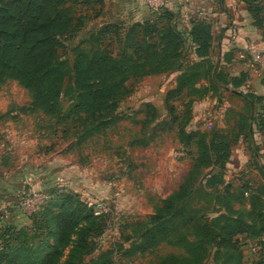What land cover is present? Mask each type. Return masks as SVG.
I'll return each mask as SVG.
<instances>
[{
  "label": "rangeland",
  "instance_id": "1",
  "mask_svg": "<svg viewBox=\"0 0 264 264\" xmlns=\"http://www.w3.org/2000/svg\"><path fill=\"white\" fill-rule=\"evenodd\" d=\"M82 1L67 0L73 26L60 38L62 45L58 50L57 60L64 61L70 70V76L58 98L64 111L73 97L78 96L73 72L76 50L90 53L98 48H108L118 52L120 43L115 40L114 29L111 28L108 33L103 28L115 24L123 39L125 31L132 24L143 22L144 18L152 19L164 11L163 8L157 14L150 12L145 7L144 0H88L86 4ZM252 10L254 23H260L259 26L256 25L264 31V5ZM173 22L182 32L180 23L177 20ZM215 57L213 51L208 64H202L204 75L197 82V88L205 94L191 107L187 103L197 96L186 91L166 101L167 93L177 85L180 72L128 79L115 111L108 116V125L100 130L95 129L99 127V121L88 120L82 114L66 120L44 114L33 107V97L28 90L18 81L6 79L0 85V236L8 226L32 227L33 219L21 214L17 208L27 181L44 192L57 191L59 185L68 190L64 177L70 178L69 173L78 171L92 177L87 187L90 189V198L80 200L84 203L87 200L100 201L110 210L107 216L109 224L106 223L105 228L96 224L92 233L97 235L93 239L95 251L97 250L95 254L113 252V264H161L169 254L181 259L183 264L264 262L263 244L259 245V250L252 251L248 244L255 239L245 235L236 237V247L220 248L217 254H214L216 248L207 244L193 254L186 244H163L147 252L137 250L140 244L138 238L149 227V219L163 200V193L168 194L184 184V179L194 166L198 157L197 135H205L209 139L217 130L226 141L232 143L230 154L234 150L239 153L238 145L234 142L238 139V134L230 132L226 127L222 132L217 129L220 112L244 111L250 115L256 111V105H253L255 110L252 108L250 112L248 101L245 102L231 92H224L221 86L213 82L210 73L216 63ZM244 58L246 63L253 65V70L257 72L255 76L264 84L257 64H253L250 56ZM180 60V63L200 62L189 51ZM210 63L212 69L209 67ZM222 68L220 76L223 77L226 67L225 70ZM204 112H208V115L200 117ZM260 112L264 114V103ZM238 128H246L244 120H239ZM88 130L93 132L92 136L84 139L87 134L84 131ZM257 130L259 131L258 126ZM262 130L264 131V127ZM258 135L262 141L264 133ZM243 140L244 148H248V153L244 151V154L247 153L250 157L245 166L232 173L226 163L221 171L219 169L218 186L206 187L203 180L202 190L192 199V204H202L204 221L210 222L223 210L220 205L213 204H220L218 200L224 184L229 193L244 191L243 198H248L252 189L264 186V175L260 171L264 167V146L250 147L251 139L247 140L245 137ZM178 153L185 154L184 158H176ZM51 162L54 166L49 165ZM49 167L51 176L55 177L52 180L59 182L53 187H46L42 176ZM209 170L211 168L204 172L210 173ZM29 177L31 180H27ZM196 188L197 184L192 190ZM226 200L233 201L231 197ZM232 204L237 212L245 213L248 209L247 202ZM195 235L192 230L189 238L195 240Z\"/></svg>",
  "mask_w": 264,
  "mask_h": 264
},
{
  "label": "trees",
  "instance_id": "2",
  "mask_svg": "<svg viewBox=\"0 0 264 264\" xmlns=\"http://www.w3.org/2000/svg\"><path fill=\"white\" fill-rule=\"evenodd\" d=\"M242 1L248 5L250 14L253 8L261 7L260 3L254 4L260 0ZM82 3L86 4L88 0ZM174 20V15L164 9L152 19L132 24L123 39L115 24L106 26L104 32L110 33L111 28L115 31V40L120 43L118 52L108 48H98L90 53L77 49L73 72L78 96L73 97L64 111L58 98L70 70L57 58L62 45L60 38L73 26L67 0H0V85L6 79L16 80L32 94L33 107L44 114L62 120L82 114L88 120L99 121V127L95 129L100 130L108 125V116L115 111L128 79L180 72L177 85L167 93L166 101L186 91L197 96L187 103L191 107L205 94L197 88V82L203 79L202 64H208L210 57L211 26L197 22L186 36L177 29ZM188 51L200 62L180 63V58ZM209 67L212 69V63ZM210 74L218 86V80L212 72ZM147 107L153 110L150 105ZM247 116L240 119L246 123L252 113ZM258 119H261L259 114L252 120ZM257 126L259 130L264 127L262 122ZM84 133H87L85 139L91 138L93 132ZM197 137L198 157L194 166L184 184L161 200L149 219V227L138 238L137 250L147 252L163 244H186L193 254L207 244L215 247L214 254H217L220 248L236 247L239 235L258 239L264 234V186L252 189L249 197L243 198L244 191L229 193L224 184L218 200L220 204H213L220 205L223 210L210 222L204 221L199 210L190 208L192 199L203 188L201 181L205 180L206 187L218 186L219 169L221 171L227 163L232 144L217 130L209 139L205 135ZM209 168L210 173L206 174L204 170ZM260 171L264 175V167ZM195 184L198 188L192 190ZM51 194L54 198L30 217L33 219L31 228H4L0 236V264H82L85 257L94 252L93 239L97 235L92 232L96 224L105 228L108 217L93 216L72 192L52 190ZM227 197L233 201L226 200ZM232 202H247L249 208L245 213L237 212ZM192 230L196 241L189 238ZM262 244L264 246V242ZM112 256L113 252H103L90 264H113ZM260 261L254 264H264ZM161 264H183V261L169 254Z\"/></svg>",
  "mask_w": 264,
  "mask_h": 264
},
{
  "label": "crops",
  "instance_id": "3",
  "mask_svg": "<svg viewBox=\"0 0 264 264\" xmlns=\"http://www.w3.org/2000/svg\"><path fill=\"white\" fill-rule=\"evenodd\" d=\"M259 3L264 5V0L254 2V4ZM164 9L174 15V19L178 21V24L180 23L181 30L186 36L197 22H204L211 26L212 48L210 49V54L212 55L213 51L216 54V63L213 65L212 75L218 80L217 83L224 92H231L237 95L238 98L245 100V102L248 101L250 111H252L253 105H256V113L254 112L249 120L246 121V128L243 130L239 129L238 125L240 117H248L246 112H220L219 115L220 123L217 125V129L222 132V129L226 127L230 132L238 134V139L234 142L238 145L239 153H235V150L231 151L226 164V167L232 173L238 172L250 158L246 155L248 148H244L245 141L243 138L251 139V142H249L250 147L252 145H256L259 148L264 146V138H261L262 141H260L258 137V134L264 133V131L257 130L259 122L264 125V114L260 112L264 103V84H261L255 76L257 72L253 70V65L249 62L246 63L244 60L245 56H250L253 62L250 52L264 50V31L254 23L255 21L248 10V5L242 0H167ZM144 19L146 20L147 18ZM221 68L223 70L226 69L223 77L220 76ZM244 95L247 96L244 97ZM257 99H259V102H256ZM245 102H243V107ZM258 114L261 119L254 122L252 119L258 117ZM207 115L208 112H204L200 117ZM249 124L250 127L248 128ZM231 149H233L232 144L230 146ZM244 151L247 153L244 154ZM56 164L60 166L59 163ZM49 165L54 166L53 162L49 163ZM49 169L50 167L45 170L42 176L45 178L44 184L46 187H53L59 182L58 180H52L55 177L51 176V170ZM68 176L70 178L64 177V180L69 183V186L66 183V188L69 189L65 190V192L78 193L81 199L90 198V189L87 187H89L88 184L92 181V177L78 171L69 173ZM178 188L171 190L168 194L157 190L163 193L162 199L164 200L176 192ZM193 207L201 212L202 204L197 206L191 204L190 208ZM96 251L94 250L91 255L85 257L82 264H90L91 261L96 260L100 255L99 253L95 254Z\"/></svg>",
  "mask_w": 264,
  "mask_h": 264
},
{
  "label": "built area",
  "instance_id": "4",
  "mask_svg": "<svg viewBox=\"0 0 264 264\" xmlns=\"http://www.w3.org/2000/svg\"><path fill=\"white\" fill-rule=\"evenodd\" d=\"M167 0H144L145 7L152 13H159L165 6ZM253 63L257 64L259 72L264 78V50L263 51H253L250 52ZM185 154L178 153L175 155L176 158H184ZM31 180V177L27 178ZM58 193H64L65 189L63 185L57 187ZM54 198L53 194L50 192H44L36 189L29 181L26 182L25 192L18 199L17 208L19 212L27 217H32L39 213L41 209ZM86 206L91 210L93 216H108L110 210L106 208V205L103 202L96 200H87ZM109 224V222H107ZM264 242V234L255 239L254 242L248 244V247L252 250H259V245ZM117 264H125L119 263Z\"/></svg>",
  "mask_w": 264,
  "mask_h": 264
}]
</instances>
